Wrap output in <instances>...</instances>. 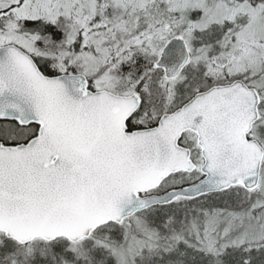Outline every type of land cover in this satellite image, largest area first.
Here are the masks:
<instances>
[{"label":"snow or ice","instance_id":"snow-or-ice-1","mask_svg":"<svg viewBox=\"0 0 264 264\" xmlns=\"http://www.w3.org/2000/svg\"><path fill=\"white\" fill-rule=\"evenodd\" d=\"M0 264H264V0H0Z\"/></svg>","mask_w":264,"mask_h":264}]
</instances>
